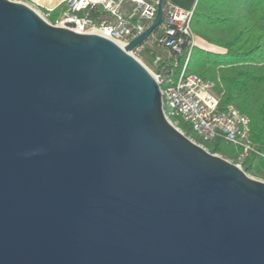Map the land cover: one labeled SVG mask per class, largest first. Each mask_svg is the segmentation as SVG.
I'll list each match as a JSON object with an SVG mask.
<instances>
[{"label":"water","instance_id":"water-1","mask_svg":"<svg viewBox=\"0 0 264 264\" xmlns=\"http://www.w3.org/2000/svg\"><path fill=\"white\" fill-rule=\"evenodd\" d=\"M125 48L0 0V264H264V182L163 112Z\"/></svg>","mask_w":264,"mask_h":264},{"label":"trees","instance_id":"trees-1","mask_svg":"<svg viewBox=\"0 0 264 264\" xmlns=\"http://www.w3.org/2000/svg\"><path fill=\"white\" fill-rule=\"evenodd\" d=\"M61 14V10L55 11L51 21L55 22ZM88 16L97 25L111 20L103 8L89 11ZM192 30L198 41L214 46L218 52L201 45L195 47L187 73L215 84L214 92L220 98L221 109L233 106L250 118L254 151L245 159L242 170L264 180V0H198ZM158 31L149 37V42ZM144 52H147V63L156 65V72L165 79L176 80L180 76L186 52L177 55L171 51L169 58L157 57L147 47ZM172 122H178L186 137L194 138L211 154L237 164L241 149L222 139L203 141L180 117L172 118Z\"/></svg>","mask_w":264,"mask_h":264},{"label":"built area","instance_id":"built-area-1","mask_svg":"<svg viewBox=\"0 0 264 264\" xmlns=\"http://www.w3.org/2000/svg\"><path fill=\"white\" fill-rule=\"evenodd\" d=\"M158 3L159 0H59L62 14L52 25L81 34L96 33L125 48L153 24ZM126 4H131L127 13L124 12ZM95 8H103L111 16L110 22L97 25L89 18L88 12ZM53 12L54 9H48L45 13L49 17ZM193 15L194 11H185L167 2L163 23L152 41L177 55L186 52L180 76L176 80L165 79L163 74L148 70L160 85L165 117L177 128L178 122H172V118L180 117L205 142L222 139L241 149L235 165L242 169L245 159L254 151L251 120L233 106L221 109L214 85L187 73L191 53L197 46L192 30ZM146 47V43L142 44L131 55L142 63L139 56Z\"/></svg>","mask_w":264,"mask_h":264},{"label":"rangeland","instance_id":"rangeland-1","mask_svg":"<svg viewBox=\"0 0 264 264\" xmlns=\"http://www.w3.org/2000/svg\"><path fill=\"white\" fill-rule=\"evenodd\" d=\"M12 1H14V2H20V3H25V4H27V5H29L30 7H32L35 11H37L47 22H49V23H51V24H54V22L53 21H51V19H50V16L49 17H47V14L44 12V11H41L40 9H38L37 7H35V6H33L32 4H30L27 0H12ZM177 1V0H176ZM179 1V0H178ZM180 1H183L184 3L183 4H188V7L187 8H182V7H179V8H181V9H183V10H185V11H192V9H193V7H194V5H195V3H196V0H180ZM168 2L170 3V2H172V0H168ZM174 6H177V5H175L174 4ZM178 7V6H177ZM59 10H61V9H59ZM58 17H59V14H58ZM146 45H147V48L149 49V50H151V51H153L155 54H156V56L157 57H163V58H169L170 57V55H171V53H170V51H168V50H166V49H164L163 47H161L160 45H158V44H155V43H153V42H146ZM202 46V45H201ZM196 47H200V43H199V41L197 40V46ZM203 48H205V47H203ZM206 49V48H205ZM208 50H210V51H213V52H218V49H215V48H208ZM139 58L141 59V61H142V63L150 70V71H152V72H156V70H157V67H156V65H150V64H148L147 63V61H146V58H147V52H144L142 55H140L139 56ZM213 85H214V87H215V84L213 83ZM215 90V89H214ZM189 138V137H188ZM191 141H193L195 144H197V145H199V146H201V147H203L201 144H199L194 138H189ZM203 148H205V147H203ZM206 149V148H205ZM218 156H220V157H222L221 155H218ZM222 158H224V157H222ZM225 160H227V161H229V162H231V160H228V159H226V158H224ZM231 163H233V162H231ZM250 177H252V176H250ZM252 178H254V179H256V180H259V181H262V182H264V180H262V179H259V178H256V177H252Z\"/></svg>","mask_w":264,"mask_h":264},{"label":"crops","instance_id":"crops-1","mask_svg":"<svg viewBox=\"0 0 264 264\" xmlns=\"http://www.w3.org/2000/svg\"><path fill=\"white\" fill-rule=\"evenodd\" d=\"M30 4H32L33 6L37 7L38 9H40L41 11H44L46 12L48 9H54V12L55 11H59V8H58V4H59V0H27ZM197 1L196 0V3L192 9V11H194L195 7H196V4H197ZM184 2L183 1H176V0H172V2H170V4L172 5H177L178 7H182V8H187L188 7V4H183ZM130 7H131V4H126L124 6V12L127 13L129 12L130 10ZM53 12V13H54ZM52 13V14H53ZM200 45H202L203 47H206L207 49L209 48H215L214 46H210L208 44H205L204 42L202 41H199ZM217 49V48H215ZM163 58V57H162Z\"/></svg>","mask_w":264,"mask_h":264}]
</instances>
